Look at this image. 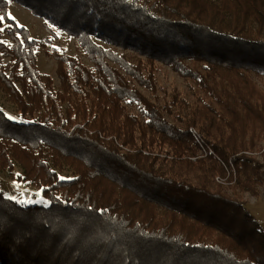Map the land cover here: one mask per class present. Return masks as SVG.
I'll return each instance as SVG.
<instances>
[{
  "label": "trees",
  "instance_id": "16d2710c",
  "mask_svg": "<svg viewBox=\"0 0 264 264\" xmlns=\"http://www.w3.org/2000/svg\"><path fill=\"white\" fill-rule=\"evenodd\" d=\"M10 1L0 90L21 119L0 106V170L20 164L50 203L0 192V264H264L241 199L263 182L247 152L264 144V0H13L89 57L54 50L58 86ZM160 64L193 100L161 90Z\"/></svg>",
  "mask_w": 264,
  "mask_h": 264
},
{
  "label": "rangeland",
  "instance_id": "374dc122",
  "mask_svg": "<svg viewBox=\"0 0 264 264\" xmlns=\"http://www.w3.org/2000/svg\"><path fill=\"white\" fill-rule=\"evenodd\" d=\"M9 15L16 19L19 24L25 26L32 37L39 40L41 45L38 48V67L43 73L49 74L53 79L55 86L59 85V77L57 75V61L51 55L54 50L58 52H66L72 56H78L82 62L86 65H92L89 57L87 56L84 48L80 45L77 38L69 36L66 32L59 29L58 27L52 25L51 34L48 33L47 28L44 24V18L33 14V12L24 5L11 0L9 2ZM7 22L4 21L3 25H0V40L11 43L9 34L4 30ZM105 47H112L105 42L98 41ZM119 52H122L120 48L112 47ZM130 53V52H128ZM253 78L258 83V85L264 89V76H258L253 74ZM158 80L162 89H166L167 92H171L176 89L181 95H187L191 100L194 99L192 96L189 83L183 79L179 74H177L173 69L167 65L160 64V70L158 71ZM160 90V92H162ZM0 106L8 113V115L14 119H21L16 106L8 99L7 95L0 90ZM200 153L203 156L207 155L204 148H201ZM252 156H255L262 163V177L263 182L258 186V194L255 195L250 192H244L241 194V199L243 200L246 208L250 213L261 223L264 228V144L261 142L254 151L247 152ZM232 168V166H231ZM15 170L11 175L9 172L0 170V192H3L7 197H10L21 204H39L43 206L49 205V200L42 193V190L36 188L26 182L17 180L16 176L22 175L23 168L20 164H16ZM232 171V172H231ZM236 170L234 168L227 169V175L233 174V180L226 183L223 176L217 175L215 180L218 183H224L227 187L229 193L232 192L233 188L230 186L235 185L236 182ZM72 171L65 169L61 172V178H71Z\"/></svg>",
  "mask_w": 264,
  "mask_h": 264
}]
</instances>
